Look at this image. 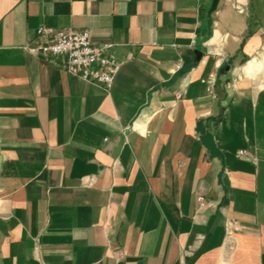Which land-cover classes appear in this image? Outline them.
<instances>
[{"label":"crops","instance_id":"crops-1","mask_svg":"<svg viewBox=\"0 0 264 264\" xmlns=\"http://www.w3.org/2000/svg\"><path fill=\"white\" fill-rule=\"evenodd\" d=\"M210 4L0 0V264H264V0ZM40 26L111 44L112 86Z\"/></svg>","mask_w":264,"mask_h":264},{"label":"built area","instance_id":"built-area-1","mask_svg":"<svg viewBox=\"0 0 264 264\" xmlns=\"http://www.w3.org/2000/svg\"><path fill=\"white\" fill-rule=\"evenodd\" d=\"M110 46L95 45L87 30H54L40 26L34 44L28 49L34 54L63 56L66 72L109 89L121 65L107 52Z\"/></svg>","mask_w":264,"mask_h":264},{"label":"water","instance_id":"water-1","mask_svg":"<svg viewBox=\"0 0 264 264\" xmlns=\"http://www.w3.org/2000/svg\"><path fill=\"white\" fill-rule=\"evenodd\" d=\"M219 1L220 0H211V4L208 10V16H211V14L216 10Z\"/></svg>","mask_w":264,"mask_h":264}]
</instances>
